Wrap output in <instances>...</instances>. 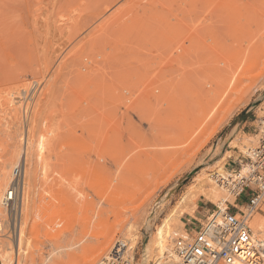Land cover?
<instances>
[{"label": "rangeland", "instance_id": "rangeland-1", "mask_svg": "<svg viewBox=\"0 0 264 264\" xmlns=\"http://www.w3.org/2000/svg\"><path fill=\"white\" fill-rule=\"evenodd\" d=\"M97 1L99 4L104 5H101L100 7L99 4L97 5L95 3ZM132 1L110 0L109 4L107 3L109 0L107 2L106 0H102V2L99 0H0V95L2 96L3 94L2 98L0 96V100H3L2 102L4 103L7 100H12L14 106L18 108V116L21 120V127L18 130V149L21 150H19L20 154L23 152V148L25 147L24 145H26L27 142L30 145V138L32 136L34 145L33 150L36 154H38L37 158L39 159V178L37 180L36 189L31 192V195L34 196V198L31 197L30 200V202L33 201V203H30V207L33 208L29 207L30 211L28 214L25 213V209L23 213V216L24 214H27L30 217V220L28 221V217L24 216L26 218L24 221H28V223H24L23 221V224L27 223L28 227L26 228V233L27 231L29 233L26 235L28 237L31 236L29 239V246L32 245V247L29 248L30 254L27 261H24V259L22 261V259H20L18 264H43L45 259L49 258L50 259L47 264H76V262H82L87 252L91 251L93 247L103 241V236L112 230L113 235L107 245V248L99 252L91 261V264H96V262H98L100 258H103L112 244L118 239L124 238L126 240H130V233H127V229L132 226V232L135 233L137 240H130V242H134L133 247L136 248L140 262L142 263L145 258L144 249L148 240L156 238L167 226L172 232V239L167 247L162 249L159 248L156 253H153V255L145 260L146 264H148L149 261L153 264L155 261L151 259L158 258L164 253L172 250L174 238L179 236L178 233L182 234L184 231L186 232L193 229L196 224L202 221L204 216L216 206V204H219L221 201L226 199L233 204H237L235 198L228 195L227 190H219L220 196L213 201L205 197V195L201 192H198L197 188L200 187L201 182L203 183L209 181V184H212V178L214 176L213 173L216 171L227 172L232 169H239L241 167L240 160L245 155L244 153L247 150L246 148L256 144L257 142L258 120L262 115H264V15H262V13H258L260 16H258V18L257 14H255L254 19L252 18V15H249L252 19L249 16L244 15L247 17L244 18V21L249 18L246 23L242 21L243 19L241 20V18L238 17V19L242 21L243 25L248 23L247 25L239 28L240 30L238 32L237 28L232 26L233 23L236 22V19L232 16H222L218 9L219 7L217 8L219 5H215V2L218 3V0H213L214 2L210 0L212 2L210 4L207 2L209 0L206 1L207 3L204 2L205 0H151L152 2H148L149 0ZM127 2H132L133 4L138 2L140 5L137 7L134 6L136 8L142 7L141 3L146 2L144 4L146 6L149 5V8H151L150 5L152 6L151 9L155 7L153 9L155 16L160 14L162 10L165 11L163 12V15L160 14L163 19L162 17L152 18L153 22L155 21L154 26L152 25L153 22L151 18L150 20L147 18L149 22L151 21V24L147 23L150 24L152 28H148L149 25H147V28L143 30L141 28L145 27L144 24L143 27L140 25V28L139 25H136L135 27V24L130 23L132 26L134 25L132 27L133 29L137 30L138 27V33H141L142 35H138L139 40H137V34L135 35L134 31H132L131 34H134L137 41L133 40V43L131 41V43L127 42L128 44L125 43L126 41L124 40L125 38H123V35L121 38V35L118 36V34H122L123 32V34H125L126 31L129 33V30L123 31L126 26L122 24L124 23L123 21H125V23L131 21L129 18H123L124 20L122 19L123 15L125 16V14H127L125 10L128 11V8L123 9V7H126V5L131 6ZM27 3L29 6H27ZM89 5H91L93 9ZM260 5H264V0L260 1ZM146 6L143 7V9L141 8L142 10H136V8L134 9L137 13H141V11L143 12L144 9L147 8ZM29 7L30 9L28 11ZM88 7L90 8L88 9ZM121 7L123 10L121 9L122 11L120 12ZM96 8H99V12ZM101 8L104 9L103 12L105 13L101 11ZM151 9H149V12L146 11L147 9L145 10L146 12H144L146 14L147 12L150 13L153 11ZM158 9H160V11H158ZM130 10L132 11V9ZM135 10L134 13L130 11L132 14H128L125 17H129V15H131L132 18L136 14ZM157 11L158 14H156ZM32 13L34 15L37 14L35 17L39 15L38 13H41V15L37 18L38 20H36ZM145 13L142 15L143 18L138 14L135 16L138 15L142 18L140 20H143L146 19L147 16ZM97 14H99V17ZM166 14L169 16L166 17ZM91 15H93L94 19ZM115 15L119 16V18L123 21L119 20V18L115 17ZM95 16H97V18H95ZM135 16L134 19L136 18ZM244 16H242V18ZM41 18L42 20H39ZM98 18L99 21H96L95 19L98 20ZM116 18L119 20L118 25L121 21L120 24L123 26V29H121L120 33L117 35L116 31L119 32V30L115 28L117 24ZM138 18L136 19L137 21ZM31 20H36L37 25L38 23L42 24L43 22V25H38V27H41V36L36 34L38 33L39 28H36V32L34 28L35 26L37 27V25H35L36 23L34 24V21ZM111 20H115L116 24H113L114 21L112 22ZM160 20L161 22L163 21L162 24L165 20V24L162 25L160 22L159 25L158 22ZM55 21H58L59 23L56 24ZM65 21L67 23L69 22V24H72L74 27L76 23V26L79 27V32L77 27V29L75 28L77 32H74V28L72 26L70 28V25ZM92 21H94L96 25L92 23ZM105 21L109 22V24L107 23L108 25L113 24L112 27L106 26L107 24ZM179 21L186 22L181 25ZM30 22L35 26L29 24ZM72 22H75L74 25ZM82 22L83 24L86 22L87 25H83ZM139 22L140 21H138V23ZM143 22L145 21L143 20ZM166 22L168 24H166ZM53 24H56L57 26ZM99 24L102 25L101 28L105 25L104 28L100 30L101 25ZM130 24H127L129 25L128 29L131 27ZM19 25H22V27ZM58 25H60V27L61 25L63 27L69 25L70 30L68 27L64 28L62 34V30L60 29V33V27ZM85 25L86 27L82 29ZM97 26H99L98 32L100 35L95 32L98 30L95 28ZM157 26L158 28H156ZM56 27L58 30L55 29ZM105 27H108V29ZM110 27L115 28L116 31L113 29L110 31ZM120 27L117 28L120 29ZM86 28H88L87 30L89 32H87V30L85 31ZM93 28H95V31ZM154 28L159 31L157 30V32H155ZM178 28L181 30L182 28H184L183 30L186 28L185 31H181L179 29V33L181 34V38H178L180 39V44L186 42L184 44L188 45V42L182 36H191V34L196 33L197 38L199 36L202 37L204 42L203 44H205L206 40V43H208L207 47L211 46L210 51L206 46L203 48L204 50L199 48L197 49V47L196 50L195 48L194 50H191L186 47H180V45L178 46L179 41H173L172 37L174 36L171 37V35H174L175 33V35H177L178 31L175 30H178ZM207 28L211 29L210 32ZM90 29L93 34L90 33ZM26 30L28 31V34ZM106 30L111 33H107ZM131 30L132 29H130V31ZM142 30L143 33L141 32ZM167 30L169 33H172L171 30L175 31L174 34H167V37L169 35L170 39L172 38L171 42H169V38L167 39L165 35V31L167 32ZM80 31L85 32L81 34ZM101 31L104 33L106 32L107 35H103V33L101 34ZM113 31H115V34ZM70 32L72 33L70 34ZM94 32L97 36L96 40L98 41V39H100L98 41L99 44H97L95 40ZM189 32H191V34ZM74 33H78L79 35H77L79 36V39H84L85 41L81 40L84 41L85 44L88 45L86 40L87 42L90 40V46H94L96 44V46L99 47L98 50L106 45L107 47L104 46L103 48L106 47L105 49L109 48L112 50H103L108 52L111 51L113 53H111L112 58L110 55H107L108 53L106 54L107 56H105V53L102 54L103 51H101L102 53L99 52L97 47L95 51L93 50L94 53L91 52L92 50L89 51L91 47L89 45V48L86 45L83 47L84 43L80 41L77 36L75 37L76 34ZM88 34L91 35V38H89L90 35ZM110 34L123 39L125 45L122 42L123 46L120 47H125L124 49L127 47L126 51L121 48L120 51L123 52L117 50L116 55H118V59H115L116 56L113 52V49L117 48L114 47L116 45L112 42L114 40L110 41L111 38L116 40L117 38L115 36L114 38ZM207 34L211 36H209V40ZM36 35L39 36V38ZM72 35H74L73 38H76H74L75 42L71 39V42L73 41V45L69 40L72 38ZM92 35H94V40L91 42L93 37ZM101 35H106L109 39H107L108 37L104 39ZM127 35L129 39L130 37L131 39L134 38V36L132 37L129 34ZM83 36L86 37L83 38ZM42 37H44V39H48L50 42L48 46L47 43L45 45L48 50H46L43 45L45 42H48V40L45 41ZM128 37L126 38L127 40H129ZM6 38L7 40H5ZM9 38L10 40H8ZM35 38L38 42H36ZM40 38H42V40H40ZM103 39L105 40L104 43L108 40L110 41V44L112 42L113 48L108 47V42L104 44ZM68 40L70 45H66ZM116 40L114 42H116ZM6 41L9 44H7ZM27 41L29 42L27 43ZM64 41H67L65 42L66 47H68L67 49L64 46ZM79 41L83 45L80 44ZM172 41L174 43H172ZM61 42L63 43V47ZM117 42L120 43V40ZM77 44H80V46L82 45L81 47L86 50L85 52L82 49V53L84 51V56L80 53V46L78 47L79 50L77 49ZM33 46H36V49ZM72 46L77 50H75ZM53 47L57 48V50L59 47L61 51H58V53L62 54L59 55L55 48L52 49ZM86 47L87 49H85ZM69 48L72 50V55L75 56L77 51L80 54L77 53L75 56L76 58L71 56V54L67 52L70 51ZM205 49L207 50L205 51ZM46 52L49 55L46 54ZM67 54L70 55L71 58H69ZM92 54L96 55H93V57L99 56L95 59V61L98 60L99 62L101 60L99 62L100 65L105 60H107L108 63H105V61V64L103 63L101 66H98V63L93 60V57H91ZM165 56L166 60H160V57L165 59ZM170 56L172 57L169 58ZM103 57H106V59ZM78 58H81L80 61L77 60ZM89 58H92V61H90ZM67 59L70 60V66L67 64L69 63V60ZM72 61H74L75 65ZM89 62L90 64L91 62H95L97 68H100L99 72H97L98 69L95 71L97 74H100V72L106 73V75L102 73V76H106L105 79L104 77H100L101 74L99 76L92 73L93 75L98 76H94V84L96 86H98L97 82L99 83L102 78L104 79H102V84L103 82H108V79L110 81L114 80V78L116 79L117 75L120 77L121 84L124 82L123 80H126V83H123L124 85L126 84L125 86H122L121 84L119 85L118 78L115 81L110 82L113 86L111 84L110 85L114 87V89H111L112 91H115L112 92L114 95H118V91L120 90L117 91V89H120L118 88L120 86L122 87L120 91L122 95L120 94V96H115H117L119 100L121 96L122 98H126H123V101L128 100L129 102L127 101V103L129 105L130 102H132L131 100H134L133 98L137 97L138 93V95L142 94L141 97L143 98L144 92H140L144 91V89H149L148 95H146L147 91L144 93V95L147 96V110L144 111V113L147 112L148 120L145 121L143 119V121L142 118H140V112V115L137 114L138 112H134V114H132V117L134 118L133 121L138 122L139 119L143 121L139 122L142 126L137 125V122V124L135 123L136 125L132 123V117L130 118L132 121L130 123H132L135 127H133L130 123H127L129 119H127L126 122L127 115H125L126 118L124 116L125 111H127L126 101L123 103L121 98L122 104H120L121 102L118 101V103L115 98L116 101L114 102V100H111V95V98L109 97L110 101L107 102V104L112 101L111 104L116 105V103H118V106H121L120 110L118 106H116L118 108H114L113 105L114 110L116 109L115 111L118 117H116L115 114L112 116L110 113L113 118L115 115L114 119L118 118L117 123H114V119H110V122L115 125L114 127H110V125L112 126L111 123L109 124L108 122V125L105 121L106 123L104 122V125L101 123L102 120L99 121V119H95L97 117V113L100 116V111H102V109L100 108L101 110H99L97 106V109L93 108V102L98 103L99 99L102 98L107 101L106 99H108V96L106 94L109 92L111 93V90H109L108 87V92H106V88L108 86L107 84L109 82L105 83L107 86L104 85L106 86L104 88L102 84L100 85V81L99 85L100 87L102 86L104 88L102 89L105 91L103 93V90L98 88L100 91L96 94L94 93L95 86L93 85V80L91 81V79L89 80L87 78L91 82V85L86 86V77L84 78V75H82V77H78L77 74L80 75V73L87 76L86 71ZM58 64L65 66H59V69L64 70V72L60 71L61 73L63 72V74L56 72L58 70ZM234 70H237V72ZM116 71H119L122 74L119 72L117 73ZM110 72H114L113 75L112 73L110 75ZM92 74H88L89 78H91L90 75L93 77ZM80 77L83 81H80ZM226 77L230 78L228 80L229 82H227L228 84H226ZM136 78L146 79L147 82H149V84H147L149 86L146 88V81H144L145 83H142L143 80H141V84H145L142 88ZM135 80L139 83L136 85H139L140 89H137L138 87L134 88L136 86H133ZM34 81L38 82L37 85L39 88L36 91L33 100L28 103V109L30 108V112L28 117L25 119V93L23 92V88L28 91ZM80 82H82V86L85 84L84 87L88 88L89 86V89L92 88L93 85L94 89H91V91L94 90V92L88 94V92L80 89L82 93H80L81 95L79 94L80 96H77V92L79 91L76 89V91H74L73 87L76 86L73 85L78 83L75 85L81 86ZM90 82L88 83L90 84ZM235 84L237 89L231 88ZM221 85H224L223 88H231V92L233 93L230 92L231 96H229V101H227V104L223 107L217 105L215 108H211L207 111L206 109L213 99V101L219 100V96H216V91ZM115 87H117V89H115ZM141 88L143 90H141ZM3 89L7 91H3ZM69 89H71L73 93H69ZM77 89L79 88L77 87ZM89 89L87 91H89ZM232 89L236 90L232 91ZM136 90H138L137 93H135ZM159 90H161V92ZM11 91L13 92L14 97L18 98H15L17 101H14L12 94V96L10 94L9 95L13 98L10 99L8 95L6 98L9 99H5V93ZM158 91L160 93H158ZM19 92H22V94ZM74 92L76 93L74 94ZM122 92L126 94V97ZM71 94L76 97L74 98L73 95L70 96ZM93 95L95 96L93 97ZM96 95H99V97L102 95V98H98ZM103 96L106 99H104ZM69 97H73L74 101H72L73 98H70L71 100H69ZM94 98H96L95 101L93 100ZM137 99L138 98L135 99L134 103L132 102L134 105H136V102L139 101V99ZM71 101L73 104H70ZM143 101L144 99L141 102ZM111 104L109 106H111ZM102 105H100V107ZM123 105H125V107H123ZM141 105L142 103L140 106ZM103 107L104 105L102 108ZM106 107L108 106H105V108ZM136 109V111L140 110L138 107ZM94 111L95 113L93 114ZM104 115H107V113L105 112ZM197 115L203 117L202 121L198 125H195L194 129L188 131V127H185L186 123H190L189 120L192 119L193 116ZM92 117L99 121L100 123H98L100 125L98 123L96 124L95 122L97 121H93ZM102 117L101 119H103ZM88 124H90L91 127ZM86 125H88L91 129L98 128L97 130H100V127H106V129H109L107 130L108 132L113 131L112 133L116 136H118L116 131L118 132L120 129L122 132V134L120 132L119 133L122 135L121 138L123 137V141L120 140L119 142L124 144L120 145L118 142L119 146L116 145V143L115 145H110L111 149H113V146L120 147L118 149H121L122 147V149L121 151H112V154H114L113 152H116V154L117 151L120 152L118 154L121 156L118 155L120 159L114 174L108 177H100L99 174H97V176L95 173L97 172L98 167H101L103 164L100 159L101 155L103 153L108 154V152L111 151L109 150L110 146L107 145L108 147H104V149H107L108 152H105L106 150L103 148V151L102 149H99V146H97L94 141L91 142V138H94L96 135L91 137L90 135H93V133L90 134L89 130L86 131ZM207 125L209 126L205 128ZM116 126L119 128L118 130L115 129ZM111 128L115 131L111 130ZM126 129H128V131ZM93 130L95 131V129ZM125 130L128 133H125ZM129 130L132 134H129ZM96 134H98V131ZM119 137L120 135L117 139H119ZM95 147L96 149L98 148V152ZM72 150L76 153L78 150V152H81L78 153V155L76 154L77 156H72L70 155ZM169 151L176 152L161 156V154ZM88 152L89 154L86 155ZM20 159L21 158H15L17 163ZM92 171L94 172V175ZM194 195L196 200L189 204H185L187 203L189 196ZM49 201L53 203L52 206H49ZM60 202L62 204L64 203L61 207ZM68 206L70 209L73 206L71 216L69 218L58 220V217L61 218L62 216L60 215V212L64 211L66 207L68 208ZM32 209L33 211H31ZM255 214L261 215V217L264 218V202ZM251 223V226L260 230L257 225L253 224V221ZM254 228H252L253 231ZM257 236H261V234H258ZM262 237H264V235H262ZM2 238L4 239V242L9 241L8 243L13 244L10 238ZM134 244H136V247ZM141 255L143 258L140 257ZM0 264L4 263L1 262Z\"/></svg>", "mask_w": 264, "mask_h": 264}, {"label": "bare ground", "instance_id": "bare-ground-1", "mask_svg": "<svg viewBox=\"0 0 264 264\" xmlns=\"http://www.w3.org/2000/svg\"><path fill=\"white\" fill-rule=\"evenodd\" d=\"M99 1H101L102 2V0H99ZM108 0H106V2H107ZM129 1H132V0H129ZM135 1H137V0H135ZM135 1H132V2H135ZM144 1V0H143ZM153 1V0H152ZM151 0H149L148 2H152ZM207 0H205L204 2H206ZM211 1H213V0H211ZM210 0L209 1H207L209 4L210 3H212ZM215 1V0H214ZM213 1V2H214ZM221 1V2H220ZM218 0V3H216L215 2V5L217 6V5H219V6H217V8L219 9V11H220V13L222 14V16L223 17H229V16H232V17H234V19H236V22H234L233 23V27H236L237 28V30H238V32H239V28H241L242 26H244V25H247V24H244L243 25V23H242V21H244L245 19L244 18H247V17H245V16H251L252 15V18L254 19V17H255V14H257V17L259 16L258 15V13L260 14V13H262V15H264L263 13H264V5H260V1L261 0ZM224 2V4H223V2ZM106 2H105V5H106ZM113 2H115V1H113ZM112 2V3H113ZM132 2H127V3H129V5H131V6H127L126 5V7H123V9H127L128 8V11L127 10H125L126 12H127V14H125V16L126 15H128V14H132V13H134V8H136L137 6H139L140 4V2L138 3V2H136L135 4H133ZM206 2V3H207ZM259 2V3H258ZM97 5L99 4V2L97 1V2H95ZM103 3H104V1H103ZM107 3H109L110 4V0H109V2H107ZM111 3V4H112ZM126 3V4H127ZM131 3V4H130ZM138 3V4H137ZM144 3H146V2H143V3H141V6L142 7H138V8H136V10H138V9H140V10H142L143 9V7H145L146 5L144 4ZM137 4V5H136ZM144 6H143V5ZM153 4H154V2H153ZM224 5V6H222V5ZM94 5V4H93ZM100 5V7H101V5H104V4H99ZM133 5V6H132ZM213 5V4H212ZM27 6H29L28 5V3H27ZM90 7H92L91 5H89ZM109 6V5H108ZM111 6V5H110ZM134 6H136V7H134ZM222 6V7H221ZM90 7H88V9L90 8ZM147 8V10L146 9H144V11L146 10V11H148L149 12V9H151L152 8V6L150 5V7L151 8H149V5L148 6H146ZM102 8H103V6H102ZM101 8V11L103 12L104 11V9H102ZM142 8V9H141ZM155 8V7H154ZM153 8V9H154ZM29 9H30V7L28 8V11H29ZM92 9H93V7H92ZM97 9V11H98V9L99 8H96ZM95 9V10H96ZM122 9V7L120 8V12L123 10H121ZM130 9H132V11L130 10ZM134 9V10H133ZM153 9H151V10H153ZM95 10H93V11H95ZM119 10V9H118ZM117 10V11H118ZM136 10H135V12H136ZM157 10V9H156ZM162 10V9H161ZM261 10H262V12H261ZM89 11V10H88ZM91 11V10H90ZM132 13H131V12ZM142 12L141 11V13H137L136 12V14H138V15H140L141 17H142V15H144L143 13H145V12ZM158 11H160V9H158ZM158 11L156 12V14H158ZM99 12V11H98ZM126 12H123V13H126ZM130 12V13H129ZM147 12V14L145 13V15H147V16H150V17H147L146 16V19H143L145 22H143V20H140V19H142L141 17H139L138 15L137 16H135L136 18L134 19V16L132 17L133 18V20H132V18H131V15H129V17H125L123 14V17H122V19L123 18H129V19H131V21H129V22H127V23H125V21H123L121 18H119V16H116L115 15V17H117V18H119V20H121V21H123L124 23H122V24H124L126 27L123 29V26L120 24L121 23V21L119 22V25H118V21L119 20H117V18H116V22H117V24L115 23V20H111L112 22H113V24L115 23L116 24V29L117 30H119V32H117L116 30H115V28H111L112 27V25H108L109 24V22L107 21H105L106 22V26H111L109 29H110V31L113 29V30H115L116 31V35L118 34V33H120V30L121 29H123V31H126V30H129V33H127V31L125 32V34H118V36H120V38L122 37V35L124 36L123 38H125L124 40L126 41L125 43H127V42H134L135 40H136V37L134 36V34L137 36V40H139V38H138V35H142L141 33H138V27H137V30H135V29H133L132 27L134 26H132L131 24H135V27H136V25L138 26H140V25H142V27H143V24H144V26L145 27H143V28H141V26H140V28L141 29H145V28H147V25H149L148 26V28L149 27H151V21L149 22V20H150V18H151V20H152V22H153V19L155 18V17H162V15H163V12H165V11H161V13L160 14H162L161 16H160V14H158V15H156L155 16V12H154V10L152 11V12H150L151 13V15H150V13H148ZM28 13H30V12H28ZM37 13V12H36ZM89 13V12H88ZM103 13H105V12H103ZM102 13V14H103ZM33 14V13H32ZM39 15L37 16V17H35L37 14H33V16L36 18V20H38L37 18H39V16L41 15V13H38ZM93 14V13H92ZM101 14V15H102ZM115 14V13H114ZM149 14V15H148ZM81 15V14H80ZM94 15V14H93ZM93 15H91L92 16V18L94 19V17H93ZM99 14H97V16H98ZM117 15H119V14H117ZM165 15V14H164ZM245 15V16H244ZM254 15V16H253ZM28 16V15H27ZM97 16H95V18H97ZM103 16V15H102ZM153 16V17H152ZM167 16H169V15H167L166 14V17ZM242 16H244L243 18H242ZM249 16V17H250ZM33 17V18H34ZM83 17V16H82ZM88 17V16H87ZM86 17V18H87ZM90 17V16H89ZM99 17V16H98ZM139 17V18H138ZM145 17V16H144ZM165 17V16H164ZM172 17V16H171ZM170 17V18H171ZM238 17H240L241 18V20H239L238 19ZM260 17V16H259ZM258 17V18H259ZM85 18V17H84ZM111 18H112V16H111ZM138 18V21H140L139 23H141V22H143V23H141V24H139L138 23V21L136 20ZM147 18H149V20L147 19ZM153 18V19H152ZM251 18V17H250ZM251 18V19H252ZM159 19H161V18H159ZM158 19V20H159ZM162 19H163V17H162ZM249 19V18H248ZM247 19V20H248ZM257 19V18H256ZM34 21V20H31V21H34V24L35 25H37V21ZM39 20H42V18L41 19H39ZM54 20H56V19H54ZM53 20V21H54ZM75 20V19H74ZM73 20V21H74ZM96 21H99V18H98V20L97 19H95ZM108 20V19H107ZM109 20H110V18H109ZM135 20H136V22H135ZM148 20V21H147ZM247 20L246 21H244L245 23L247 22ZM26 21V20H25ZM59 21V20H58ZM56 22L55 21V23L56 24H58L59 22ZM173 21V20H172ZM27 22V21H26ZM29 22V21H28ZM46 22V21H45ZM44 22V23H45ZM61 22V21H60ZM63 22V21H62ZM66 22V21H65ZM65 22H64V24H65ZM75 22H76V20H75ZM74 22V23H75ZM104 22V21H103ZM111 22V23H112ZM150 23V24H148V23ZM155 22V21H154ZM152 23V25L154 26V24L155 23ZM160 22H161V20L158 22L159 23V25H160ZM163 22V21H162ZM162 22H161V24H162ZM180 22V21H179ZM184 22H186V21H182V22H180V24L181 25H183L184 24ZM232 22V21H231ZM230 22V23H231ZM40 23H41V21H40ZM52 23H54V22H52ZM67 23V22H66ZM73 23V22H72ZM74 23H73V25H74ZM92 23H94V21H92ZM99 23V22H98ZM131 23V24H130ZM156 23H157V18H156ZM29 24H31V22L29 23ZM34 24H31V25H33V26H35ZM48 24V23H47ZM56 24H53V25H55V26H57ZM60 24H62V23H60ZM67 24H69V22L67 23ZM66 24V25H67ZM82 24H83V22H82ZM84 24H86V22H84ZM83 24V25H84ZM95 24V23H94ZM101 24H105V23H101ZM101 24H99V25H101ZM127 24H130V29H132L131 31H130V29H128L129 28V25H127ZM163 24H165V20H164V23ZM162 24V25H163ZM166 24H168L167 22H166ZM30 25V26H31ZM38 25H43V22H42V24H39L38 23ZM38 25H37V27L35 26V31H36V28L40 31V33H39V31H38V33H36L37 35H40L41 36V33H42V31L40 30L41 29V27L39 26L38 27ZM70 25V28H71V26H72V24H69ZM69 25L68 26H62L61 25V27H60V25H58L60 28H59V31H60V33H61V30H62V34H63V30H64V28H67L68 27V29H69ZM77 24L75 23V27L74 26H72L73 28H74V32H77V28H78V32H79V27L78 26H76ZM78 25H80V24H78ZM87 25V24H86ZM86 25L83 27V26H81V27H83L82 29H84L85 27H86ZM92 25V24H91ZM96 25V24H95ZM98 25V24H97ZM118 25V26H117ZM120 25H121V27H120ZM158 25V24H157ZM206 25V24H205ZM20 27H22V25H19ZM54 26V27H55ZM89 26V25H88ZM94 26V25H93ZM105 26V25H104ZM104 26H103V28H104ZM62 27H63V29H62ZM77 27V28H76ZM91 27V26H90ZM99 26H97V27H95L96 29H98L97 31H95V28H93V30L95 31V32H97L98 34H99V28H98ZM102 27V25L100 26V30L101 29H103V28H101ZM108 27L106 28V29H108ZM120 27V29H118V28ZM182 27H184V26H182ZM76 28V29H75ZM127 28V29H126ZM152 28V27H151ZM156 28H158V26L156 27ZM210 28V27H209ZM20 29V28H19ZM55 29H57L58 30V28L56 27ZM61 29V30H60ZM67 29V30H68ZM88 28H86L85 29V31L87 30ZM92 29V28H91ZM91 29H90V33H92L93 34V32H91ZM165 29V28H164ZM163 29V30H164ZM167 29V28H166ZM179 29L180 28H178V30H175V31H178L177 32V35H175L176 33H175V31H173V30H171V32L172 33H169L168 32V30H167V32L165 31V35H166V37H167V34H174V35H171V37L172 36H174L175 37V39H174V37H172L171 39L174 41H179L177 44H178V46L180 45V47H186V48H188V49H191V50H194V48H195V50H196V47H197V49L199 48V49H203V48H205V46L207 47L208 45V43H206V40H205V44H203L204 42H203V40H202V37L201 36H199V34H198V36L200 37H198L197 38V36H196V33H194V34H191V32H189L190 34H191V36L190 35H186V34H184V35H186V36H182V37H184L185 38V40L188 42V45L186 44H184V43H186V42H182L183 44H180V39H178V38H181V34L179 33ZM184 28H182V30H183ZM188 29H191V28H188ZM208 29V28H207ZM244 29V28H243ZM22 30V29H21ZM28 30V29H27ZM26 30V31H27ZM66 30V29H65ZM70 30V29H69ZM92 30V31H93ZM140 30V29H139ZM143 30L141 31L142 33H143ZM154 30H155V32H157V30L154 28ZM161 30V29H160ZM181 30V29H180ZM181 30V31H182ZM185 30H186V28H185ZM185 30H183V31H185ZM209 30V32H210V30L211 29H208ZM207 30V31H208ZM24 31V30H23ZM84 31V32H85ZM104 31H105V29H104ZM115 31H113V33L115 34ZM132 31H134V34L132 35L131 34V32ZM159 31V30H158ZM170 31V30H169ZM243 31V30H242ZM37 32V31H36ZM65 32V31H64ZM84 32H82V31H80V33L82 34V33H84ZM87 32H89L88 30H87ZM94 32V33H95ZM106 32H107V30H106ZM106 32L104 33V32H100L101 34L103 33V35L104 34H106ZM122 32V31H121ZM194 32V31H193ZM208 32V33H209ZM241 32V31H240ZM35 33V32H34ZM72 32H70V34H71ZM107 33H111V32H107ZM112 33V34H113ZM22 34V33H21ZM27 34H28V31H27ZM27 34H26V36H27ZM74 34H76V33H74ZM78 34V33H77ZM75 35V37L77 36L78 37V39H79V34L78 35ZM86 34V33H85ZM112 34H110L111 36H115L116 38H117V36L116 35H112ZM127 34H129V35H131L132 37L134 36V38H132L131 39V37H130V39H129V37H128V35ZM203 34V33H202ZM210 34V33H209ZM19 35V34H18ZM17 35V36H18ZM31 35V34H30ZM36 35V36H37ZM58 35V34H57ZM84 35V34H83ZM88 35H90V34H88ZM100 35V34H99ZM103 35H101V36H103ZM107 35V34H106ZM106 35L105 36H103L104 37V39L105 38H107L106 37ZM109 35V36H110ZM126 35H127V37H128V39L129 40H127L126 38ZM169 35H168V37H167V39L168 40H170L169 42H171V39H170V37H169ZM193 35V36H192ZM201 35V34H200ZM204 35V34H203ZM24 36V35H23ZM73 36L74 35H72L71 37L72 38H70L69 40H70V42H71V39L74 41L75 39L73 38ZM87 36V35H86ZM86 36H83V38H85ZM93 37H92V40H91V42L94 40V35H92ZM207 36H208V40H209V36L210 35H208L207 34ZM32 37V36H31ZM38 38H39V36H37ZM36 37V38H37ZM54 37V36H53ZM97 36H96V33H95V40L97 39L96 38ZM100 37V36H99ZM98 37V38H99ZM114 37V38H115ZM140 37V36H139ZM211 37V36H210ZM17 38H19V37H17ZM24 38V37H23ZM25 38H29V37H25ZM36 38H35V40H36ZM43 39H44V37H42ZM42 38H40V40H42ZM56 38V37H55ZM89 38H91V35H90V37ZM119 37L117 38V40L116 39H112L111 38V40L110 41H112V40H116V42L118 41V40H120V43L119 42H114V41H112L116 46H114V47H117V48H114L113 49V52H114V54H115V56H116V58L115 59H118L117 57H118V55H116V53H117V50H121V48L122 47H120V46H123V44H124V42H123V39H120ZM204 38V37H203ZM82 39V38H81ZM79 39L80 41H82V40H84V39ZM87 39V38H86ZM102 39V38H101ZM103 39V43H104V40ZM107 39H109V37L107 38ZM205 39V38H204ZM207 39V38H206ZM5 40H7V38L5 39ZM8 40H10V38L8 39ZM34 40V39H33ZM39 40V41H40ZM45 41L46 40H48V39H44ZM69 40H68V42L67 41H64L63 43H64V46L66 47V45L67 44H69L70 45V43H69ZM100 39H98V41H99ZM134 40V41H133ZM136 40V41H137ZM184 40V39H183ZM18 41V40H17ZM73 41L71 42V44L73 43ZM79 41V42H80ZM85 41V40H84ZM84 41H82L83 43H84ZM98 41L96 40V42H97V44H99L98 43ZM102 41V40H101ZM110 41L108 40L107 42H108V47H110V48H113L112 47V42H111V44H110ZM172 41V43H174ZM215 41V40H214ZM22 42V41H21ZM29 41H27V43H28ZM35 42V41H34ZM36 42H38V40H36ZM35 42V43H36ZM65 42H67L66 43V45H65ZM75 42V41H74ZM77 42H78V40H77ZM89 42H90V40H89ZM89 42H87V40H86V43H88V45L90 44ZM95 42V43H96ZM107 42H105V43H107ZM122 42H123V44H122ZM130 42V43H131ZM175 42V43H176ZM6 43H7V41H6ZM26 43V44H27ZM35 43H33V44H35ZM46 43H47V46H48V44L50 43L49 42V40H48V42H45L43 45H44V47H45V45H46ZM62 43V42H61ZM63 43H62V47H63ZM100 43H102V42H100ZM104 43V44H105ZM212 43V42H211ZM7 44H9V43H7ZM30 44V43H29ZM32 44V45H33ZM36 44H38V43H36ZM35 44V45H36ZM76 44V43H75ZM80 44H82L81 42H80ZM80 44L77 46V49H78V47L80 46ZM91 44H93V43H91ZM118 44H119V46H118ZM128 44V43H127ZM10 45H11V43H10ZM9 45V46H10ZM61 45V44H60ZM68 45V46H69ZM73 45V44H72ZM83 45V44H82ZM81 45V46H82ZM85 45L88 47V45L87 44H85L84 43V46L83 47H85ZM110 45V46H109ZM125 45V44H124ZM176 45V44H175ZM201 46V48H200V46ZM213 45H214V43H213ZM39 46V45H38ZM42 46V45H41ZM74 46H76V45H74ZM80 46V53H82V47ZM90 46V45H89ZM100 46V45H99ZM101 46H102V44H101ZM100 46V47H101ZM104 46H106V45H104ZM103 46V47H104ZM199 46V47H198ZM215 46V45H214ZM28 47V46H27ZM33 47H35V49H36V46H33ZM32 47V48H33ZM51 47V46H50ZM73 47V46H72ZM87 47L85 48V49H87ZM91 47V49L89 50V51H91V52H93V50L95 51V49H96V47H97V50L99 49V47L98 46H96V44L94 45V46H90ZM100 48V50H98L99 52H101V51H103V53L102 54H104L105 56H107V55H110V57L112 58V55H111V51H109L110 52V54H109V52L108 51H105V50H108V49H105V48ZM119 47H120V49H119ZM213 47V46H212ZM46 48V50H48L47 49V47H45ZM55 47H53L52 49H54ZM60 48H61V46H60ZM59 47H58V50H57V48H55L56 49V51H57V53H58V51L60 52L61 51V49H60ZM68 47H66V49H67ZM74 48V47H73ZM89 48V47H88ZM94 48V49H93ZM125 48V47H124ZM124 48H122L124 51H126V49H127V47H126V49H124ZM210 48H211V46L210 47H207V49H209V51H210ZM4 49V48H3ZM38 49V48H37ZM51 49V50H52ZM70 49V48H69ZM75 50H77L76 48H74ZM73 49V50H74ZM78 49V50H79ZM103 49H105V50H103ZM207 49H205V51L207 50ZM46 50H43V51H46ZM74 50V51H75ZM84 50V49H83ZM109 50H112V49H109ZM204 50V49H203ZM53 52H55L54 50H52ZM51 51V52H52ZM64 51H65V49H64ZM71 49H70V51H67L69 54H71ZM85 52H86V50H84ZM84 51H83V53H82V55L84 54ZM88 51V50H87ZM89 51H88V53H89ZM105 51V52H104ZM118 51V52H119ZM48 52V51H47ZM46 52V54H48V53H50V52H48L47 53ZM62 52H63V50H62ZM120 52H123V51H120ZM56 53V52H55ZM54 53V54H55ZM77 53H78V51H77ZM76 53V54H77ZM80 53H78V54H80ZM94 53V52H93ZM97 53V52H96ZM108 53V54H107ZM125 53V52H124ZM51 54V53H50ZM59 54V53H58ZM60 54H62V53H60ZM59 54V55H60ZM65 54V53H64ZM76 54H75V56H76ZM90 54V53H89ZM98 54V53H97ZM100 54V53H99ZM107 54V55H106ZM113 54V53H112ZM49 55V54H48ZM53 55V54H52ZM57 55V54H56ZM68 55V54H67ZM93 55H95V54H92L91 55V57H93ZM101 55V54H100ZM103 55V56H104ZM168 55V54H167ZM46 56V55H45ZM69 56V58H71V56H73V57H75L74 55H72L71 54V56L70 55H68ZM84 56V55H83ZM82 56V57H83ZM90 56V55H89ZM96 56V55H95ZM93 57L94 59V61H95V59H97L99 56H97V57ZM115 56H113V57H115ZM169 56V55H168ZM167 56V57H168ZM173 56V55H172ZM172 56H170L169 58H171ZM48 57V56H47ZM51 57V56H50ZM65 57H67V56H65ZM64 57V58H65ZM101 57V56H100ZM110 57H108L109 59H111ZM68 58V57H67ZM76 58V57H75ZM102 58V57H101ZM104 59H106V57H103ZM159 58V57H158ZM81 59V58H80ZM80 59L78 58L77 60H79L80 61ZM90 59V61H92L91 59L92 58H89ZM108 59V60H109ZM163 59V60H162ZM61 60H64V59H61ZM67 60H69V59H67ZM112 60V59H111ZM113 60H114V58H113ZM160 60H162V61H164V60H166V56H165V59L163 58V57H160ZM76 61V60H75ZM101 61V60H100ZM99 61V62H100ZM103 61V60H102ZM106 61V62H105ZM104 62L105 63H108L107 62V60H105ZM61 62V61H60ZM68 62V61H67ZM73 63H74V61H72ZM95 62H97L96 64L99 66L100 65V63L98 62V60H96ZM95 62H91V64H90V62H89V65L87 66V71H86V74H87V76L85 75V74H82V73H80V75L79 74H77L78 75V77L79 76H81L82 77V75H84L83 77L85 78V81H87V84H86V86L87 85H91V82L89 81L90 79H91V81L93 82V85L95 86V89L93 88L94 86L92 85V88H90L89 89V86H88V88L87 87H84V85L85 84H83V86H82V82H80V85L81 86H77V85H75V84H78V83H75L73 86H76V87H73L74 88V91H76V90H78L79 92H77V96L80 94V93H82L81 92V90L80 89H82V91H86V92H88V94H90L91 92L93 93L94 92V90H95V92L94 93H96V94H98V91H100V90H103L107 85V91L106 92H108V87H109V90H111L112 88L114 89V87H112L113 85L110 83V82H112V81H115L117 78L119 79V85L121 84L120 83V77H119V75H117V78L115 79L114 78V80H109L108 79V77H107V79H108V84L106 85L105 83L106 82H103V84H102V81L105 79V77L104 76H102L103 74H105L106 75V73H101L100 72V74H101V76H100V74H97V72H99V67L97 68V66L95 65ZM103 62V63H104ZM109 62H110V60H109ZM161 62V61H160ZM69 63H70V60H69ZM69 63H67L69 66L71 65V63L69 64ZM88 63V62H87ZM102 63V64H103ZM104 63V64H105ZM76 64H77V62H76ZM101 64V65H102ZM74 65H75V63H74ZM100 65V66H101ZM59 66H63L62 64H58V70H59V72H58V70L56 71L57 73H61L60 71H63L64 72V70H61V69H59ZM73 66V65H72ZM104 66V65H103ZM63 67H65V66H63ZM105 68V67H104ZM64 69V68H63ZM98 69V70H97ZM101 69H102V67H101ZM233 69H235V68H233ZM237 69V68H236ZM97 70V72H95ZM65 71H66V69H65ZM103 71H104V69H103ZM111 71H113V70H111ZM234 71H236L237 72V70H234ZM63 72L61 73V74H63ZM81 72V71H80ZM117 72V71H116ZM119 72V71H118ZM117 72V73H118ZM84 73H85V71H84ZM92 73H95V74H97V75H99L100 77H104V79L102 80H100L101 81V83H100V81H99V83H100V85L102 84L103 86L104 85H106V86H104V88L101 86L100 87V85H99V83L97 82V84H98V86H96L94 83H95V77L97 76V75H93ZM111 73L112 72H110V75H111ZM114 73V72H113ZM113 73H112V75H113ZM120 74H122L121 72H119ZM88 74H92L93 75V77L90 75V77L91 78H89V75ZM235 74V73H234ZM233 74V75H234ZM107 76H109V75H107ZM114 76H115V74H114ZM121 76V75H120ZM80 77V78H81ZM98 77V76H97ZM116 77V76H115ZM25 78H26V76H25ZM83 78V79H84ZM89 80H88V79ZM93 78V79H92ZM110 78V77H109ZM113 78V77H112ZM98 79V78H97ZM100 79V78H99ZM106 79V80H107ZM111 79V78H110ZM122 79V78H121ZM230 78L229 77H226V84H228L227 82H229L228 80H229ZM232 79H233V77H232ZM77 80V79H76ZM78 80H79V78H78ZM134 80V79H133ZM136 80H138V82L140 83H138V82H136ZM136 80H135V82L133 83L134 85L133 86H135L136 84H139V85H141V87L142 86H144V85H142L141 84V80H143V82L142 83H145L144 81H146V85L147 84H149V82H147V80L146 79H139V78H136ZM140 80V81H139ZM80 81H83L82 80V78H81V80ZM98 81V80H97ZM122 81V80H121ZM124 81V82H123ZM122 82L123 83H126V80H123ZM236 81V80H235ZM35 83H38L37 81H34ZM88 82H90V84L88 83ZM117 82V81H116ZM234 82V81H233ZM74 83V82H73ZM84 83V82H83ZM121 84L122 86L124 85V84ZM112 86H111V85ZM114 84V83H113ZM115 85V84H114ZM118 85V86H119ZM126 85V84H125ZM124 85V86H125ZM139 85H136L134 88H136V87H138L137 89H140V87H139ZM115 86H117V85H115ZM149 85H147L146 86V88L148 87ZM223 86L224 85H221V86H219L218 88H217V91H216V96H219V100H217V101H211L210 102V104H209V106L207 107V111L208 110H210L211 108L213 109V108H215L217 105H219L220 107H223L225 104H227V101H229V99H230V97L229 96H231V93H233V92H231V88H236V84L235 85H233L231 88H228L227 86H225V87H227V88H223ZM235 86V87H234ZM71 87V86H70ZM77 87L79 88V89H77ZM87 88L86 90L85 89H83V88ZM230 87V86H229ZM39 88V87H38ZM96 88H97V91H96ZM98 88H100V90H98ZM103 88V89H102ZM118 88H120V89H117V87H115V89H117V91L118 90H120L121 91V89H122V87L120 86V87H118ZM143 88V87H142ZM141 88V90H143ZM222 88H223V90H222ZM72 89V88H71ZM71 89H69L70 91H69V93L70 92H72V90ZM76 89V90H75ZM89 89V91H87ZM91 89H94L93 91H91ZM124 89V88H123ZM237 89V88H236ZM236 89H232V91L233 90H236ZM26 90L27 89H25V88H23V92L25 93L26 92ZM28 90H30V88L28 89ZM38 90V89H37ZM148 90L149 89H144V91H141L140 93H146V91H147V94L146 95H148ZM2 91V90H1ZM3 91H7V90H4L3 89ZM14 91V90H13ZM104 91L105 90H103V93H104ZM116 91V92H117ZM120 91H118V95L117 94H115V95H117V96H120V94H121V92ZM137 91L138 90H136L135 91V93H137ZM160 92H161V90H159ZM158 91V93H160ZM12 92V91H11ZM11 92H7V93H5V92H2V93H5V99H11V98H13L14 97V95H13V92L11 93ZM105 92V93H106ZM112 92H115L114 90L112 91L111 90V93L109 92V93H107L106 95L108 96V99H106L105 97H107L106 95H104L103 97H104V99H106L107 101H105V100H103V98L101 97L102 95H100V97H99V95L97 96L96 95V97H98V98H102V99H99V102L101 103H99L98 101V103H96V102H93V104H94V107L93 108H96V106H97V108L99 109V110H101L102 109V111H103V108H104V111H105V109H106V113H107V115H110V113H111V115L113 116V114H117L116 113V109L114 110V108H120V110H121V106H118V101H120L121 102V98H122V96H121V98H120V100H119V98L117 97V96H115L114 95V93H112ZM124 92H125V89H124ZM231 92V93H230ZM1 93V94H2ZM19 93H21L22 94V92H19ZM73 93V92H72ZM76 92H74V94H75ZM100 93V92H99ZM102 93V92H101ZM102 93V94H103ZM123 93V92H122ZM126 93V92H125ZM144 93H143V96L146 98V100H145V98L143 97H141L142 96V94L141 95H138L137 94V97L136 98H138L139 99V101H137L135 104L136 105H134L133 103L135 102V99L136 98H133L134 100H131L132 102H130V105L127 103V101L126 100H124V101H126V103H127V111H125V113H124V116L125 115H127V118H126V116H125V118H126V122H127V119H129L128 120V122L127 123H130V122H132L133 121V117H132V114H134V112L135 113H137V114H139V112L141 113V115H140V118H142V120L144 119L145 121H147L148 120V115H147V112H145L144 113V111H146L147 109H146V107H147V96L146 95H144ZM12 94L13 95V97H10V95ZM20 94V95H21ZM124 94V93H123ZM9 95V98H6V96H8ZM11 95V96H12ZM73 94H71L70 96H72ZM81 95V94H80ZM79 95V96H80ZM110 95H111V97L113 98H111L110 97ZM112 95H114V96H112ZM122 95V94H121ZM125 95V97H126V94H124ZM1 96V95H0ZM2 96H3V94H2ZM2 96H1V98H2ZM18 96V95H17ZM95 95H93V97H94ZM142 98H140V97ZM73 97L75 98L76 96H74L73 95ZM73 97H69V100H71ZM87 97V96H86ZM111 98V100H114V102L116 101L115 100V98L117 99V102L118 103H116V105H114V104H111L112 103V101L110 102V103H108L107 104V102H109L110 101V98ZM221 97H222V99H221ZM15 98H17V97H14L13 99H14V101L16 100L17 101V99H15ZM19 98H20V96H19ZM25 98V97H24ZM71 98V99H70ZM74 98H73V100L72 101H74ZM88 98V97H87ZM86 98V99H87ZM124 98V97H123ZM123 98H122V102L124 103V101H123ZM4 99V98H3ZM4 99V100H5ZM124 99H126V98H124ZM140 99H141V101L144 99V101L143 102H141L140 101ZM94 101L96 100V98H94L93 99ZM221 100V101H220ZM3 101V100H2ZM1 100H0V158H1V160H0V199H1V197L3 196V194L5 193V191H6V189L8 188V186L10 185V183H11V181H12V173H13V169L18 165V163L22 160V159H24L25 158V164H24V178L21 180L20 179V181H19V186L22 184V188H23V193H22V195H23V197H22V200H21V202L20 203H17L16 205H14L12 208H10L11 209V212H8V214L5 212L3 215L5 216V220L7 219L6 218V214L9 216V219L8 220H10V223H7V224H15L16 226H17V232H18V228L20 227V231H19V233H17L16 234V236H15V238H10L11 240H12V242H13V244H11V243H8V242H4L3 240V236H0V263L1 262H3L4 264H13V263H15V264H18L19 262L18 261H20V259H22V261H23V259H24V261H27V258H29V254H30V252H29V248L30 247H32V245H30L29 246V243H30V237H28L27 235V233H29L28 231H27V233H26V228L28 227L27 226V223H28V221L30 220V217L27 215L28 214V212L30 211V209H29V207H30V203L32 202L33 203V201H31L30 202V200H31V197H33L34 198V196H32L31 195V192H33L35 189H36V187H37V180H38V178H39V168H38V158H37V155L38 154H36L35 153V151L33 150V148H34V145H33V138H32V136H31V138H30V145L28 144V142H27V144H26V142H25V144L26 145H24L25 147L23 148V152H21V154H20V152H19V150L20 149H18L19 148V139H18V130L20 129V127H21V120H20V117L18 116L19 114H18V111H17V107H15L14 106V103H13V101L12 100H7L5 103L4 102H2ZM72 101H71V103L70 104H73L72 103ZM104 101V102H103ZM23 102V101H22ZM70 102V101H69ZM122 102L120 103V104H122ZM129 102V101H128ZM139 102V103H138ZM142 103V105L140 106V104ZM16 103H18V102H16ZM102 103H103V105H104V107L102 108ZM105 103V104H104ZM125 103V104H126ZM131 103H132V105H131ZM143 103H145V104H143ZM68 104V103H67ZM92 104V105H93ZM97 104V105H96ZM102 105L101 107H100V105ZM111 104V106H109ZM119 104V105H120ZM99 105V106H98ZM113 105H114V108H113ZM17 106V105H16ZM71 106H73V105H71ZM105 106H108V107H106L105 108ZM116 106H118V107H116ZM134 106H136V107H134ZM145 108H144V107ZM69 107V106H68ZM110 107H111V110H110ZM123 107H125V105H123ZM138 107V109H140L139 111H136L137 108ZM141 107H142V110H141ZM96 108V109H97ZM101 108V109H100ZM109 108V109H108ZM113 108V109H112ZM144 108V109H143ZM30 109V108H29ZM108 109V110H107ZM134 109V110H133ZM98 110V111H99ZM118 110V109H117ZM119 110V111H120ZM125 110V109H124ZM132 110H133V113H132ZM206 110H205V113H206ZM102 111H100L101 112V114H100V116H99V114L97 113V117L95 118V119H99V121L100 120H102L101 121V123H103L104 124V122L106 121L107 122V124H108V122H109V124L111 123L110 121V119H114L115 118V115H114V118L110 115V116H107V115H104L105 114V112L103 111V113H102ZM143 111V112H142ZM29 112H30V110H28V114H29ZM121 112V111H120ZM95 113V111L93 112V114ZM109 113V114H108ZM122 113H123V111H122ZM142 113H143V115H142ZM28 114H26L25 115V119L28 117ZM105 116H103V115ZM103 116V117H102ZM107 116V117H106ZM63 117V116H62ZM99 117V118H98ZM101 117L103 118V119H105V120H103V119H101ZM108 117H110V118H108ZM116 117H118L117 115H116ZM132 117V118H131ZM125 118H123V119H125ZM132 119V121H131V119ZM60 119H61V117H60ZM92 119H93V121L95 120L93 117H92ZM117 119L118 118H116V119H114V123H117ZM139 119V118H138ZM137 119V120H138ZM202 119H203V117L202 116H199V115H197V116H193L192 117V119H190L189 120V122L190 123H186V125H185V127L188 129V131L189 130H192V129H194V126L195 125H198L201 121H202ZM108 120V121H107ZM115 120H116V122H115ZM139 120H141V119H139ZM138 120V122L137 121H133L132 123H136L137 125H140V126H142L141 125V123H139V122H143L142 120L141 121H139ZM95 121H97V120H95ZM99 121H97V122H95L96 124L99 122ZM105 122V123H106ZM100 123V122H99ZM98 123V124H99ZM114 123L112 124V126L110 125V127H114L115 125H114ZM127 123H125V124H127ZM132 123H130L131 125H132ZM108 124V125H109ZM135 124V125H136ZM143 124V123H142ZM70 125V124H69ZM90 127H91V125L90 124H88ZM88 125H86V131L87 130H89V133L91 134V133H93V135L91 134L90 136L91 137H94L95 135V137L94 138H91V142H95L96 144H97V146H99L98 148L99 149H104V147H108V146H112V145H115V143H116V145H118V142L120 141V140H122V138H121V134H122V132L120 131V129L118 128V126H116L115 127V129H119V131L117 132L116 131V133L118 134V136L120 135V137H119V139H117L118 138V136H116V135H114V133H112V132H108L107 130H109V129H106V127H103V128H101L100 127V130H97L96 128H93V129H95V131L93 130V129H91ZM100 125V124H99ZM105 125V124H104ZM107 126V125H106ZM133 126V125H132ZM139 126V127H140ZM209 125H207V126H205V128H207ZM89 129H88V128ZM133 127H135V126H133ZM90 129H91V131H90ZM122 129V128H121ZM142 129V128H141ZM98 131V134H96L97 133V131ZM111 130H114L113 128H111ZM124 130V129H123ZM127 131H128V129H126ZM125 130V133L127 132ZM136 130V129H135ZM100 131V132H99ZM115 131V130H114ZM187 131V130H186ZM96 132V133H95ZM121 134H120V133ZM95 133V134H94ZM128 133V132H127ZM131 132H130V130H129V134H130ZM132 134V133H131ZM126 135V134H125ZM128 136H131V135H128ZM125 137V136H124ZM121 138V139H120ZM126 138H129V137H126ZM95 139V140H94ZM117 140V141H116ZM116 141V142H115ZM123 141V140H122ZM124 141H127V140H124ZM120 143V145L122 144L121 142H119ZM94 144V143H93ZM124 144V143H123ZM122 144V145H123ZM95 145V144H94ZM108 145V146H107ZM30 146V147H29ZM111 146L109 147V150H111V151H109L108 152V150L107 149H104V150H106L105 152H108V154L107 153H103L102 155H101V157H100V159L102 160V162H103V164H102V166L101 167H98V170H97V172L95 173L96 175L97 174H99L100 175V177H108V176H110V175H112V174H114V172H115V169H116V167H117V164H118V161H119V156L118 155H120V154H118V153H120V152H118L119 150L121 151V149H122V147H121V149H118V148H120V147H118V146H113V149H111ZM94 147V146H93ZM117 148V149H115V148ZM98 148L96 149V147H95V149H96V151L98 150ZM103 149H102V151H103ZM114 150H118L117 151V154H116V152H113L114 154H112V151H114ZM21 151V150H20ZM79 151V150H78ZM77 151V153L76 152H74L73 150L70 152V155H72V156H77L78 155V153H80V152H78ZM91 152H93V151H91ZM98 152V151H97ZM99 152H100V150H99ZM176 151H169V152H165L164 154H161V156H165V155H167V154H173V153H175ZM93 153H95V152H93ZM111 153V154H110ZM77 154V155H76ZM87 154H89V152L88 153H86V155ZM101 154V153H100ZM91 155V154H90ZM97 156V155H96ZM121 156V155H120ZM41 157V156H40ZM95 157V156H94ZM93 157V158H94ZM15 158H21L20 159V161L17 163V160H15ZM92 158V159H93ZM100 160V161H101ZM14 164H16V165H14ZM14 165V166H13ZM13 166V168L11 169V167ZM95 169V168H94ZM94 169H93V171H94ZM92 171V172H93ZM214 174V176H213V178H212V181H213V183L212 184H209V181H207V182H201V184H200V187H198L197 188V191L198 192H201L202 194H204L205 195V197H207L208 199H211V200H213L214 201V199H217V197L218 196H220V191L221 190H224V191H226V189H224V187L221 185V184H219V181H221V178H226L227 177V174H226V171H219V172H214L213 173ZM93 175H94V172H93ZM98 176V175H97ZM23 181V182H22ZM216 187H215V186ZM220 190V191H219ZM224 193V192H223ZM222 195V194H221ZM229 195V194H228ZM197 196V195H196ZM188 198V197H187ZM186 198V199H187ZM234 199V198H233ZM68 200V199H67ZM196 199H195V195L194 196H189V198L187 199V203H185V204H189V203H191L192 201H195ZM233 201V200H232ZM41 202V201H40ZM50 202V201H49ZM186 202V201H185ZM49 204V203H48ZM52 202H50V204H49V206L51 205L52 206ZM64 204V203H63ZM61 202H60V207L63 205ZM66 204H67V201H66ZM33 205V204H32ZM31 205V206H32ZM59 207V206H58ZM30 208H33V207H30ZM49 208V207H48ZM65 208V207H64ZM63 208V209H64ZM21 209V210H20ZM24 209H25V213H27L26 215L24 214V216L25 217H28L27 218V220L28 221H24V219L26 220V218L23 216V213H24ZM50 209H51V207H50ZM73 209V206H72V208L70 209V207L68 206V208L66 207V209L64 210V211H61L60 212V215H62L61 216V218H59L58 217V220H60V219H64V218H69L70 216H71V213H72V210ZM191 209V208H190ZM59 210H60V208H59ZM193 210V209H192ZM31 211H33V209L31 210ZM31 213V212H30ZM23 221H24V223L25 222H27L26 224H23ZM252 221H253V224H255V225H257L258 227H259V229L260 230H257V229H255L253 226H252V228H254V231H255V233L258 235H260L261 234V236L260 237H262V235H264V218L263 217H261V215H256L255 214V216L253 217V219H252ZM149 223V222H148ZM20 224V225H19ZM52 224H55V223H52ZM252 224V223H251ZM132 229H133V226L132 227H128V229H127V233L129 234L130 233V240H132V241H135V240H137L136 239V237H135V233H133L132 232ZM28 230H29V228H28ZM33 231V230H32ZM50 231V230H49ZM51 232V231H50ZM185 232V231H184ZM27 234V235H26ZM112 230H110L109 232H107L104 236H103V239H101V240H103V241H101L98 245H96L95 247H93L92 249H91V251H88L87 252V254L85 255V257L83 258V261L82 262H76V264H91V261L94 259V257L99 253V252H101V251H103V250H105L106 248H107V245L109 244V242H110V239H111V237H112ZM178 235H180L179 233H178ZM177 235V236H178ZM101 236V237H102ZM176 236V237H177ZM48 237H49V235H48ZM6 238V237H5ZM262 238H264V237H262ZM122 239H124V238H122ZM171 239H172V232H171V230H170V228L169 227H165V229H163L160 233H159V235L156 237V238H154V239H150V240H148V243L146 244V246H145V249H144V256H145V258L143 259V262H142V264H146V262H145V260L147 259V258H149L151 255H153V253H156V251H158V249L159 248H165V247H167L168 245H169V243H170V241H171ZM175 239V238H174ZM129 240V241H130ZM115 243V242H114ZM114 243L112 244V246L110 247V249L107 251V253L104 255V256H106V255H108L110 252H111V250L113 249V245H114ZM134 243V242H133ZM133 243L131 242V248H134L133 247ZM135 245V247H136V244H134ZM33 249V248H32ZM60 249V248H59ZM171 252V250L170 251H168V253H170ZM52 253H54V252H52ZM165 254V253H164ZM50 256V255H49ZM103 256V257H104ZM32 257V256H31ZM140 257H142V255L140 256ZM163 257V255L162 256H160V257H158V258H155V259H151V260H154L155 262H153V264L154 263H158L159 261H161L160 259ZM143 258V257H142ZM141 258V259H142ZM26 259V260H25ZM50 259V258H49ZM49 259H45V261L43 262V264H47V262H48V260ZM101 259V258H100ZM99 259V260H100ZM15 261V262H14ZM27 263V262H26ZM97 263V262H96ZM148 264H152L150 261H149V263Z\"/></svg>", "mask_w": 264, "mask_h": 264}, {"label": "built area", "instance_id": "built-area-1", "mask_svg": "<svg viewBox=\"0 0 264 264\" xmlns=\"http://www.w3.org/2000/svg\"><path fill=\"white\" fill-rule=\"evenodd\" d=\"M37 89L33 82L25 92L24 116ZM257 137L256 144L246 148L241 167L227 171V177L219 181L237 204L227 199L216 204L193 229L175 238L171 252L154 264H264V238L257 236L251 226L254 214L264 202V115L258 120ZM24 164L25 158L13 169L12 181L0 199V236L11 239L20 227L17 232L15 224H7V214L22 200L19 181L24 178ZM96 264L142 263L131 242L121 238Z\"/></svg>", "mask_w": 264, "mask_h": 264}]
</instances>
